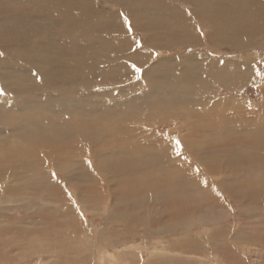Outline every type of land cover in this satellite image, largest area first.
Returning <instances> with one entry per match:
<instances>
[{"label": "bare ground", "instance_id": "bare-ground-1", "mask_svg": "<svg viewBox=\"0 0 264 264\" xmlns=\"http://www.w3.org/2000/svg\"><path fill=\"white\" fill-rule=\"evenodd\" d=\"M83 1L10 0L14 15L0 9L2 26H19L4 48L11 63L21 64L9 69L19 76L10 77L0 61V264L33 257L39 264L43 256L56 264H111L128 237L169 238L168 254L197 259L210 248L226 263L233 245L264 247V98L256 108L243 97H217V88H231L244 74L238 64L159 55L170 45L212 44L213 35L201 37L193 22L209 30L225 22L227 30L230 8L224 0H210L208 11L205 0H183L186 9L164 6L168 0H106V15L94 8L99 0ZM259 1L246 2L251 13ZM141 5L164 16L158 23L171 26V44L156 43L146 30L149 18L133 15ZM26 20L29 31L20 27ZM249 20L251 27L236 28V39L258 33L257 17ZM178 32L187 37L174 39ZM31 38L48 50L65 42L76 57H47L28 44ZM178 120L179 127L159 131ZM183 158L192 160L182 164ZM232 209L242 220L236 230L220 226Z\"/></svg>", "mask_w": 264, "mask_h": 264}, {"label": "rangeland", "instance_id": "rangeland-1", "mask_svg": "<svg viewBox=\"0 0 264 264\" xmlns=\"http://www.w3.org/2000/svg\"><path fill=\"white\" fill-rule=\"evenodd\" d=\"M75 1L76 0H74V2ZM80 1H83V0H80ZM179 1L180 2L172 3L170 0H168L165 3L164 6L170 8V9H172L174 7H176V8L177 7H181L183 9H186V7L190 6L189 4H181L183 0H179ZM254 1L255 0H224L222 2V4L225 7V9L228 10V8H230L231 13H233L231 15V20L233 18L234 21L232 20L231 22H229L227 30L225 29V22L223 23L224 26H219L220 28L215 27V28H213L214 30H209V29H207L208 28L207 25L205 27L204 26L205 24L204 25L200 24V22H198V23L195 22L194 23L193 20H192L193 27L197 26V31H198L197 33H199L201 35V37L208 36L207 34L209 32L213 35L212 36V38H213L212 44L208 43V44H204L203 45V43L199 44V43L189 42V43H185L183 45H179L178 44L176 47H173V46L170 45V46L167 47V50L165 48L160 50L159 51V55L165 56L168 53L169 55H172L174 57V58H172V56H170L171 59H177V58H182L183 59V58L188 57L189 55L190 56H195V54H196L195 57H205L204 55H206V57L211 58V57L217 56V57H219L218 59H220V60L222 59V60L230 63L231 66H233L234 64L235 65L238 64L237 66H235V65L234 66L235 67L239 66L240 68H242L244 70L243 71L244 74L238 78L239 81L237 83L232 84L234 86L230 85L231 88H228V86L227 87L226 86H224V87L221 86L222 88L221 87L217 88L218 89L217 93H216L217 97H221V98H225L226 96L227 97L233 96V98L243 97L244 100H248V101L251 100L252 102L257 101L256 108L260 107L261 106L260 103H261V101L264 98V90H263V88L258 90V88L261 87L260 85L262 83L264 84V75L257 76L255 74L254 69H259L262 73H264V0H260L259 1L261 3V5H260V3L257 4V7H260V9H257L256 13H251L252 9L254 8V5H252V6L246 5V2H254ZM8 2H10V0H0V9H2V12H10V15H14L12 13V11H11L13 3H8ZM107 2H106V0L105 1L104 0H99V2L97 1L94 4L95 10H97V12L99 14L108 15L109 12H111L112 9L107 6ZM204 3H205V6H206V10L208 11L209 9H207V8L211 6V2H210V0H208L207 2L205 0V2H202V4H204ZM207 3H208L209 6L207 5ZM108 4H109V2H108ZM104 5H106V6H104ZM192 6H196V5H192ZM235 7L238 8V12L236 14L233 12V9ZM15 8H18V7H15ZM157 8L161 9L162 7L160 6V4H158ZM117 10H120V9H118V8L115 9V12H117ZM154 11H152L153 13H151V11L149 9L143 8V5H141V9H138V11L136 13H134V11H133V15H135L136 17H140L141 20L144 17L149 18V21H147V26L149 28L146 29V30H149L150 32L156 34V37L154 38L156 43H158L159 45H162V42L171 44L170 40H168L167 37L165 36V33L169 32V28L171 26H169L167 23L159 24L158 23V19H161L164 16L161 15V13L154 12ZM210 12H211V10H210ZM255 16L257 17V20H259L258 33L256 35H254L253 37H251V38H250V36H247V38H244L242 40H239V38L236 39L237 36L240 37L239 33L236 32V28L241 26V25L246 24V22L248 23L249 27H251L250 26L251 22L249 23L248 20H249V18L251 20ZM2 17H5L4 19H8L6 16L2 15ZM17 17H19V15H17ZM235 20L237 22H235ZM240 21H242V22H240ZM0 22H1V20H0ZM26 22H27V20L24 21L20 27H21V30L26 29L27 31H29L30 27L26 24ZM8 24L9 25H3V26L0 24V26H1L0 27V36L2 38H4V41L0 42V61L3 60L5 65L8 67V68H6V71L4 72V74H9L10 77H15V76H19V75L15 74V73H12L9 69L10 68L20 69L21 68V64L17 60H13L12 63H11V61L8 58V53L9 52L4 47H5V44H8V39L6 38V37H8V33H10L11 30L14 31L15 29H18L19 26H18V24L16 25V23H13V21L9 22ZM198 24H200V25H198ZM202 25H203V27H202ZM200 26L203 28V30H202V28H200ZM205 28L207 29L206 32H205ZM137 33H135L136 34L135 35V40L139 44H141L139 46L143 47L144 46L143 44H145L144 43L145 36L142 35V32H137ZM183 33H187V34H189V36L192 34V32H188V31H185ZM183 33H180V32L176 33L174 39H182L184 37H187V36H184ZM229 33H231V34L229 35ZM235 34H237V36L234 37ZM36 35H38V34H36ZM51 38H52V41L56 40V37H55L54 34L51 35ZM28 41H30V40H27L26 42H28ZM32 42H34V43H32ZM32 42H28V44L29 45L33 44L35 46L40 47V45H39V43L37 41H33V39H32ZM215 43H216V45L214 46ZM58 44L61 45V46H59ZM65 44H66L65 42H58L57 44L53 43L54 47L52 48V50H48V49H51V48H49L50 46L49 47L46 46L47 48L46 47H40L41 49L38 50L39 49L38 48L37 50L39 51V53L40 52L42 54L45 53L47 57L51 56L53 54H54V56L55 55L59 56L61 52L65 54L64 56H68L69 58H71L72 56L76 57V55H73V54L65 52V49H63V48H65V46H64ZM25 48H26V46L23 47V49H25ZM28 48L29 49H31V48L33 49V47H28ZM42 50H44V51H42ZM156 53H157V51H156ZM154 56H156V54H154ZM234 56H236V57H234ZM59 57H61V56H59ZM232 57H233V59L234 58L235 59L233 60ZM7 59H8V61H7ZM242 62H244V63H242ZM246 62H247V66H246ZM126 64H128L130 66V68L133 65V63L130 60H128ZM239 64L240 65L242 64V65L240 66ZM0 67L2 68L1 64H0ZM250 67H252V68H250ZM46 74L48 75L49 78H51L48 73H46ZM1 75L2 74H0V77H1ZM253 75H254V77H253ZM21 76H23V75H21ZM31 76L35 79L37 74L34 71H32L31 72ZM29 82H30V80H29ZM42 93L45 94V92H42ZM260 94H261V96H260ZM39 99H43V97H40ZM177 122H178V124H176ZM176 123L167 122L164 125H160L159 126V131L163 134L164 131H166L168 129H172L174 127H179L180 126L179 125L180 121L178 120V121H176ZM184 153H186V148H183V149L180 150V154H184ZM183 159H184V161H180V163H182V164H185V161L191 162L190 161L191 158H183ZM132 160H134V159H132ZM130 162H131V159H130ZM218 164L220 165L219 161H218ZM150 177H153V175L150 174ZM100 181H101V179H100ZM225 201L228 203L229 199L225 198ZM230 206L232 207L231 204H230ZM232 211H230L228 213L227 218H225L223 220V223H221L220 226L228 225V226H231L233 228L236 227V226H237V228L241 227V225H242L241 218L237 214H235L236 211L234 209H232ZM86 218H88L90 224H93V227H95V226L96 227L97 226L102 227L103 226V223L99 224L101 222V220L99 218L93 219L90 216H86L85 219ZM213 223H215V222H213ZM218 226H219V224H218ZM211 227H213V225L212 226L211 225L208 226L207 231ZM199 230L200 229H198L197 232H199ZM190 231H191V235L192 236H196L195 235L196 234V230L195 229H191ZM191 235H190V237H191ZM89 236H91V235L89 234ZM138 243H139V245H138ZM148 244H150V245H148ZM171 244H172V239H169V238H145V237L144 238H140V237L132 238V237H128V238H126V241H124L122 244H119L118 246L115 247L116 250L118 249L117 251L114 249V252H116V253L123 252L122 254L120 253L121 255L115 253L116 254V256H115L114 252H110V253L113 254V256H115V260L116 261H114V263L117 262L116 264H124V263H126V264H151V262H152L151 258L152 257L154 258V262L156 261V263L161 261L158 264H195V263L196 264H264V247L262 245H258V244H251V245H249V244L248 245L247 244L237 245L236 244L235 246L234 245L231 246L230 248L232 249V253L234 254L232 256L234 258H232V259L235 260V263H233L234 262L233 260H232V262H231V260H228L227 263H226V261L224 262V260H222L220 256H218V258H217L216 257L217 255L214 254V252L212 250H210V248L206 249V250H203L204 252H201L202 254H200L198 256V259L195 256L192 258L193 255L191 256V254H177L176 253L177 254L176 255L175 253H172V254L169 253L170 254L169 255L168 252H166V250L168 251L170 249L168 247H171ZM144 245H147V247L150 248V249L148 248L149 251H147V249H145L143 247ZM133 246H135L134 249H132ZM236 246H238V247H236ZM240 246H242L241 247L242 249L239 248ZM127 247H130V249L127 248ZM144 250H146V251H144ZM235 250L238 251L237 257H236L237 251H235ZM154 251H158V252H156V254L153 256V254H151V253L154 252ZM234 251H235V253H234ZM143 252H144V254H143ZM160 252H163V253H160ZM208 252H210L209 253L210 255L208 254ZM124 254L127 255V256H125ZM138 254H140V255H138ZM165 254H167V255L164 258ZM117 255L122 257V258H120V257L118 258ZM130 255H132L133 257L130 256ZM137 255H138V258L136 259ZM150 256H152V257H150ZM174 256H176V257H174ZM182 256H184V258ZM210 256H211V258H210ZM94 257H96V254L93 255V257L91 256V258H94ZM133 258H135V259H133ZM202 258H203V260H202ZM38 259L41 260L39 264H56L55 262H51L50 256H43V257L38 258ZM117 259H119V260H117ZM121 259L124 260V261H122L123 263L121 262ZM127 259H128V261H127ZM188 260L190 262H188ZM34 261H35V263H37L36 262L37 258L33 257V259H30V260H27V261H25V259H20V264H34ZM114 263H111V264H114ZM88 264H92V260Z\"/></svg>", "mask_w": 264, "mask_h": 264}, {"label": "snow or ice", "instance_id": "snow-or-ice-1", "mask_svg": "<svg viewBox=\"0 0 264 264\" xmlns=\"http://www.w3.org/2000/svg\"><path fill=\"white\" fill-rule=\"evenodd\" d=\"M133 67L135 68V65H133ZM136 71H139V69H136ZM254 71H255V74H256L257 76L264 75V73H262L259 69H254ZM177 143H178V142H177Z\"/></svg>", "mask_w": 264, "mask_h": 264}]
</instances>
